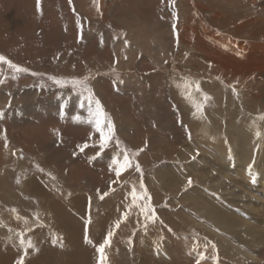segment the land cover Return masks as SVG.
Segmentation results:
<instances>
[{"label":"rangeland","instance_id":"rangeland-1","mask_svg":"<svg viewBox=\"0 0 264 264\" xmlns=\"http://www.w3.org/2000/svg\"><path fill=\"white\" fill-rule=\"evenodd\" d=\"M97 2L0 0V36L9 48L0 55L27 69L15 73L0 64V98L7 92L22 103L36 92L46 99L14 115L6 111L14 102L0 100V232L27 239H0V264H16L29 240L24 264H97L96 247L109 231L106 264H264V0ZM75 9L129 43L139 29L153 34L169 65L131 43L118 50L101 43L83 30ZM185 30L187 40L180 37ZM144 75L156 80L154 93L143 97L138 86L118 90L125 77ZM55 88L65 91L48 96ZM88 89L93 103L110 94L126 104H114L110 113L102 105L114 132L105 146ZM153 94L155 105L141 115L140 98ZM150 121L165 144L148 149ZM231 123L248 129L249 158L235 143ZM101 127L107 134L106 120ZM135 130L129 136L139 142L130 143L126 136ZM111 149L121 164L125 153L132 164L119 177ZM40 231L47 237L38 242ZM244 249L253 254L245 256Z\"/></svg>","mask_w":264,"mask_h":264},{"label":"bare ground","instance_id":"bare-ground-1","mask_svg":"<svg viewBox=\"0 0 264 264\" xmlns=\"http://www.w3.org/2000/svg\"><path fill=\"white\" fill-rule=\"evenodd\" d=\"M7 1V0H6ZM40 1H42V3L44 4V1H47V0H40ZM57 1V0H56ZM54 3L55 4H57L55 1H54ZM42 5V4H41ZM44 5H46V4H44ZM47 6V5H46ZM57 6H58V4H57ZM176 6V5H175ZM59 7V6H58ZM174 8H176V7H174ZM42 9V8H41ZM40 9V10H41ZM77 9H75V12H76V14L79 16V18L81 19V21H82V23H83V30H85L88 34H91V33H93V34H96L97 35V37H98V39L100 40V42L101 43H104V42H106V41H110L114 46H115V49L116 50H118V46L119 45H123V46H127V47H129L131 44H132V46H133V48H138V49H140L141 51H143L144 50V52H148V53H150L151 55H150V60H153V61H160V60H164L168 65H169V53H165V55H164V57L162 56V54H161V51L160 50H158L157 48H156V45H159V46H162V42L159 40V38H157V37H155L153 34H151V33H149V32H146V33H143V30H141V29H139V30H137V32H138V34H137V36L136 35H134V34H132L131 36H135L134 38H132L131 39V41L132 42H126V41H123L121 38H117V36H114L113 34H112V31L111 30H106L103 26H99V25H97L96 23H93V22H90L88 19H87V15L88 14H86V12L85 11H80V12H78V11H76ZM25 11V10H24ZM42 14V13H41ZM51 15V14H50ZM49 16V15H48ZM89 17V16H88ZM49 20H51V19H49ZM136 20V19H135ZM125 21V20H124ZM122 22V26H124L125 28H124V30L126 31L128 28L125 26L126 25V22ZM138 29V28H137ZM73 30V29H72ZM127 32H132L131 30H127ZM40 34H42L43 35V32L41 31V32H39ZM189 33V31L188 30H185V31H183V32H181V35H180V37L182 38H184V39H186L187 40V34ZM41 38H44L43 36L41 37ZM5 39V38H4ZM189 39V38H188ZM206 41V40H205ZM5 42H7V41H4L3 40V38H2V36H0V50L1 51H3L4 53H8V51H9V48H8V46H6V43ZM205 46L206 47H208V48H210V46L208 45V42H206V44H205ZM9 54H11V53H9ZM157 55H159V56H161V57H163V59H161V58H157ZM134 57V56H133ZM26 59L27 60H29V61H31L32 59L30 58V57H26ZM58 61H60V60H58ZM102 84V83H101ZM150 85H151V87H150ZM134 86H138L137 88H136V91H140L141 93H142V96L143 97H145V91H152L153 90V84H152V80L151 79H149V77L148 76H146V75H144V76H139V77H133V76H127V77H125L124 78V80H123V82L121 83V84H119L118 85V90H120L121 88H128V87H131L132 89L134 88ZM94 87L95 88H100V84H99V81H95V83H94ZM65 90H62V89H58V88H55V89H51V90H49V92H48V96H59V95H61L63 92H64ZM67 91H69V90H67ZM66 91V92H67ZM69 93V92H68ZM32 94V98L31 99H27V100H25L24 102H22V103H16V98H15V95L14 94H12V95H9L7 92H3L2 93V95H1V98H0V100L2 101V100H11L12 102H14V104H13V106H9V109H6V111H7V113H10L11 115H14V114H19L20 112H21V110L25 107V106H28V105H39V104H41V102L40 101H44V100H46V99H44L43 97H39V96H37V94H36V92H32L31 93ZM36 94V95H35ZM252 94V93H251ZM47 96V97H48ZM80 96V95H79ZM251 96V95H250ZM74 96H72V98H73ZM81 97H83V96H81ZM34 98V99H33ZM80 98V97H79ZM82 99V98H81ZM89 101V100H88ZM90 102V101H89ZM90 105V104H89ZM92 105V106H91ZM91 105H90V107H91V109H94L93 108V104L91 103ZM139 106V105H138ZM139 109H140V107H138ZM192 108V107H191ZM190 110V109H189ZM194 110V109H193ZM92 111V110H91ZM192 112H195V111H192ZM195 114V113H194ZM213 115V114H212ZM159 119V118H158ZM157 119V120H158ZM160 119H161V117H160ZM117 120V119H116ZM165 120V119H164ZM118 123V125L119 124H121L120 122H117ZM160 123L162 124V125H164L165 127L166 126H169L170 124H169V121H162V119H161V121H160ZM231 126L233 127V129L235 130L234 132H232L233 134H234V136H235V143H237V144H239V146H240V144L242 145V147L244 148V150L242 151L243 153H244V157L245 158H249V154H247L249 151H251V150H249L248 148H247V145H249L250 144V146H252L253 145V143H251V136H250V133H249V131H248V129L247 128H245V127H243V125H239L238 123H236L235 125H232V123H231ZM237 136H236V135ZM126 140L127 141H129L130 143H138L139 142V140H138V138H132L131 136H129V135H127L126 136ZM150 138V137H149ZM160 143H163V144H165V140H163L162 138H160V137H157L156 135L154 136V137H152V139L150 140V142H149V144H148V149H150V147H152V146H154L155 147V144H157V145H159ZM196 143H198V142H196ZM169 146H170V144H169ZM152 148L151 150H154L155 148ZM108 149V148H107ZM205 149V148H204ZM112 150V152H111V154L112 155H114V157L118 160V156H117V154H119L117 151H115V150H113V149H111ZM218 150V149H217ZM173 151V150H172ZM183 151V150H182ZM218 152V151H217ZM97 154V153H96ZM245 154H247V155H245ZM100 155V154H99ZM216 155V154H215ZM18 156H23V154L22 153H19L18 154ZM88 156H89V154H88ZM102 156V155H101ZM100 156V157H101ZM109 156V155H108ZM99 157V156H98ZM231 157V156H230ZM229 156H225V159L228 161V164H229V162H231V158H230ZM102 158V157H101ZM112 158V157H111ZM90 159V158H89ZM99 160V159H98ZM120 161V160H119ZM216 161V160H215ZM248 161L250 162V160L248 159ZM239 162H241V161H239ZM248 163V162H247ZM216 164V163H215ZM224 164V163H223ZM241 164V163H240ZM252 166V165H251ZM174 167H177V166H174ZM219 167V166H218ZM175 169H177V168H175ZM174 169V170H175ZM193 170V169H192ZM191 170V171H192ZM243 172H247V173H249V166H248V169H247V166H246V164H245V166H244V164H243V167H242V169H241ZM252 170V169H251ZM177 171V170H176ZM237 171V170H236ZM205 172V171H204ZM240 172V171H239ZM176 173V172H175ZM196 173V172H195ZM208 173V172H207ZM177 174V173H176ZM194 174V173H193ZM227 174V173H226ZM200 175V174H199ZM201 175H203V173H201ZM225 175V174H224ZM251 175H252V173H251ZM175 176V175H174ZM203 176H205V175H203ZM229 176V175H228ZM214 177V176H213ZM216 178V177H215ZM248 178H249V176H248ZM201 179V178H200ZM220 179V178H219ZM214 180H217V179H214ZM234 180V179H233ZM232 180V181H233ZM245 180V179H244ZM264 180V177H260V180H259V182L260 183H262V182H264L263 181ZM176 181H179V180H176ZM247 181V180H246ZM245 181V183H247ZM204 182V181H203ZM214 182V181H213ZM235 182V181H234ZM254 183V182H253ZM264 185V184H263ZM262 186V185H261ZM29 187L30 188H32V190H37L38 188H37V186L36 185H34V183H32V185H29ZM243 187V186H242ZM264 188H262V190H263ZM261 190V189H260ZM253 191V190H252ZM259 192V191H258ZM251 194V193H250ZM209 195V194H208ZM253 196L256 198V199H259V200H262V196L260 195L259 196V194H255V193H253ZM120 199V198H119ZM123 200V199H122ZM122 200L120 199V201H121V203L122 204H124L123 202H122ZM264 200V199H263ZM206 201V200H205ZM263 202V201H262ZM206 203V202H205ZM212 203V202H211ZM210 203V204H211ZM121 204V205H122ZM215 205V204H214ZM264 205V204H263ZM56 206H58V205H56ZM263 207V206H262ZM217 210V209H216ZM214 212V211H213ZM233 216V215H232ZM229 217V216H228ZM104 219V218H103ZM105 221V220H104ZM103 220H100V224L102 225L103 224V222H104ZM107 222V221H106ZM3 224H5V226L7 225V226H12L11 225V223H3ZM3 227V226H2ZM206 227V226H205ZM10 229V228H9ZM18 230V229H17ZM108 230V229H107ZM206 230H207V228H206ZM13 232V231H10V230H8V229H4L3 230V228H2V230H1V232H0V239H4V240H9L10 242H21V237L23 238V239H25V240H27L25 237H23V234H18V239L19 240H17V235L13 232V233H10V234H7V232ZM109 231V230H108ZM208 231V230H207ZM4 232H6V233H4ZM103 232H104V230H103ZM4 233V234H3ZM19 233V232H18ZM40 233H43L42 235H41V237H40V239H38V242H40L41 241V238L43 237V238H45L46 239V237H47V235L45 234V232L43 231H40V232H38V234H40ZM7 234V235H6ZM36 235V234H35ZM99 235V234H98ZM34 235H32V237H33ZM46 236V237H45ZM36 239V238H35ZM180 240V239H179ZM36 241H37V239H36ZM49 241H50V239H48V240H46V242L47 243H45L44 245H48L49 244ZM167 241V240H166ZM8 242V241H7ZM180 242V241H179ZM247 242V241H246ZM152 243V242H151ZM35 244V243H34ZM241 244V243H240ZM33 245V244H32ZM36 245V244H35ZM152 245V244H151ZM173 245V244H172ZM237 246H238V244H236ZM242 245V244H241ZM7 247V246H6ZM239 247V246H238ZM238 247H236V248H238ZM36 248V247H35ZM47 248V247H46ZM153 248V247H152ZM241 248V247H240ZM16 249H18V248H16ZM15 249V250H16ZM36 249H38V248H36ZM23 250V249H22ZM199 251V250H198ZM193 252V251H192ZM257 252V251H256ZM40 253V252H39ZM45 253V252H44ZM43 253V254H44ZM195 253H197V252H195ZM203 253V252H202ZM22 254V253H21ZM200 255H201V253H199ZM204 254V256H205V253H203ZM202 254V255H203ZM244 254H245V256H248L249 254H253L252 252H249L248 251V249H244ZM198 255V254H197ZM31 256V255H30ZM196 256V255H195ZM199 256V255H198ZM15 257H16V255H15ZM27 257V256H26ZM32 257V256H31ZM198 258V257H197ZM197 258L196 257H193V259H194V261H196L197 260ZM206 258V257H205ZM248 258V257H247ZM70 259V258H69ZM250 259V258H249ZM253 259V258H252ZM58 260V259H57ZM65 260V259H64ZM200 260V259H199ZM257 260V259H256ZM53 261V260H52ZM59 261V260H58ZM200 262V261H199ZM52 263V262H51ZM56 263H57V261H56ZM68 264H71V259L67 262ZM195 263V262H194ZM212 263H214V262H212ZM12 264H15V263H12ZM28 264H30L29 262H28ZM199 264V263H198Z\"/></svg>","mask_w":264,"mask_h":264},{"label":"snow or ice","instance_id":"snow-or-ice-1","mask_svg":"<svg viewBox=\"0 0 264 264\" xmlns=\"http://www.w3.org/2000/svg\"><path fill=\"white\" fill-rule=\"evenodd\" d=\"M38 2H39V0H38ZM93 2L97 5V7L99 6L97 0H93ZM69 3H71V0H69ZM173 27H175V26H173ZM3 63H6L7 66H8V68L10 70H12L13 72H15V73L27 71V69L22 68L19 65L14 64L11 60H8L3 55H0V64H3ZM13 78H15V77H13ZM51 79H53L57 84H60V83H63L64 82V81H62L60 79H57L56 77H51ZM86 79H87V77L85 78V80ZM117 80H119L118 77H117ZM115 82L116 81H114V83ZM120 82H122V81H120ZM72 83L74 85L84 84V82L83 81H80V80H73ZM84 87L87 88V85L84 84ZM184 87L185 88H190L191 86L188 85L187 82H185ZM196 89H197V91H199V84L196 85ZM88 91L90 93V95H89V101L91 103L93 101V96L91 95V90L88 89ZM189 96H190V93H189ZM205 99H208V97L205 96ZM94 103L96 105V109H95V113H94V115L96 117L95 124H96L97 129L101 133L102 146H105L106 143H107V141L110 140L112 138V136L114 135L113 125H112L111 120L107 118V114L104 112L103 106H102L101 102L98 99H95L94 100ZM196 107H197V110H200V108H202V105H197ZM262 119H264V117H262ZM105 120L107 121V127H108V133L107 134H105V132L103 131V128L101 127V125L105 122ZM259 135H260V133L257 132V136H259ZM114 164H117L118 165V167L116 169V175L118 177L121 175V172L122 171H124L127 168H130L132 166L131 161H130V158L128 157V155L126 153L123 156V163L122 164L118 160L117 161H114ZM136 167L138 169L139 168V165L137 164ZM191 184H192V180L189 177L188 178V185H191ZM141 186L143 187V185H141ZM105 195H106V193H105ZM132 195H133V198L135 200L137 198V193H136L135 189H133ZM143 195H147L146 189H145V192H144ZM139 198H143V196H141ZM148 207L150 208V205ZM153 212H154V210H153ZM125 218H126V214H125ZM149 218H152V217H149ZM115 226H116V228H119V226H120V221L119 220L116 222V225ZM112 235H113V232L112 231H109L107 233L105 239L103 240V242L100 243L96 247V251L99 254L98 260H97V264H106V262H107V256L105 254V248L110 245V238L112 237ZM85 239L87 240V236L85 237ZM21 244H24V240H23L22 237H21ZM31 247H32V243L29 240L28 243H27V246L25 247L24 255H21L17 259L16 264H24L25 256L27 255V250H28V248H31Z\"/></svg>","mask_w":264,"mask_h":264},{"label":"crops","instance_id":"crops-1","mask_svg":"<svg viewBox=\"0 0 264 264\" xmlns=\"http://www.w3.org/2000/svg\"><path fill=\"white\" fill-rule=\"evenodd\" d=\"M161 0H158V2H160ZM162 6H163V4H162ZM160 9H161V6H160ZM162 11V10H161ZM144 21V20H143ZM145 22V21H144ZM149 23V22H148ZM156 29L158 30V28L156 27ZM152 83H157L156 82V80L155 79H152ZM154 85V84H153ZM157 85V84H156ZM91 88H92V85H91ZM109 90V89H108ZM154 91H155V87H154V90H153V93H154ZM107 96V95H106ZM153 96H154V99H151V98H147L146 100H144L143 102H142V98H140V102H141V104H140V109H141V115L142 114H146V110H148V111H151V109H150V107H151V105H155V102H156V97H155V95L153 94ZM156 96L158 97V94H156ZM168 100V99H167ZM167 100L165 101V102H167ZM100 102H101V104L105 107L104 108V110L105 111H110V109L111 108H113V105L114 104H117L118 105V108H125L126 107V104H121V103H119V101L118 102H114L113 101V98H112V96L109 94V96H107L106 97V99L104 100V101H102V100H100ZM92 104H94L93 102H91ZM91 103H89L90 105H91ZM152 103V104H151ZM92 106V105H91ZM110 113V112H109ZM155 115V114H154ZM111 116H112V114H111ZM119 118H120V116H119ZM152 121V120H151ZM151 121H150V123H149V128L147 129V130H149L148 132H146V135L148 136V137H150V138H152V137H154L155 135L157 136V126H155V125H153L152 123H151ZM154 122H156L155 121V118H154ZM151 124V125H150ZM155 124H157V123H155ZM115 127H116V123H115ZM154 129V130H153ZM137 131L135 130V131H132L130 134L128 133L127 135H131V134H135ZM133 149H135V147H132ZM139 148V150H140V148L141 147H137V149Z\"/></svg>","mask_w":264,"mask_h":264}]
</instances>
